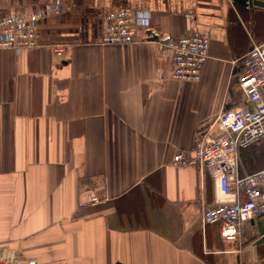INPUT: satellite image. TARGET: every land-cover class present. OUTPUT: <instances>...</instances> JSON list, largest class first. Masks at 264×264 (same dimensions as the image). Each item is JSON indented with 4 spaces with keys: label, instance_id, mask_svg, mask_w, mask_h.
Returning <instances> with one entry per match:
<instances>
[{
    "label": "crops",
    "instance_id": "crops-1",
    "mask_svg": "<svg viewBox=\"0 0 264 264\" xmlns=\"http://www.w3.org/2000/svg\"><path fill=\"white\" fill-rule=\"evenodd\" d=\"M55 5L59 14L37 22L40 46L0 51V258L264 264V215L244 224L238 240L224 239L221 223H203L217 196L213 177L173 164L177 154L193 153L196 135L225 107L242 101L237 78L254 22L241 8L259 7L0 0V19ZM120 9L141 31L208 33L200 81L174 80L172 51L154 42L102 44V16ZM87 194L102 200L84 208Z\"/></svg>",
    "mask_w": 264,
    "mask_h": 264
},
{
    "label": "built area",
    "instance_id": "built-area-1",
    "mask_svg": "<svg viewBox=\"0 0 264 264\" xmlns=\"http://www.w3.org/2000/svg\"><path fill=\"white\" fill-rule=\"evenodd\" d=\"M60 12L59 5H55L43 11H28L1 18L0 51L40 46L38 20ZM102 19V44L154 42L172 51L174 80L181 83L200 81L210 56L208 33L200 34L190 28L189 33L175 38L154 29L141 31L135 16L126 9L109 11ZM56 51H64V48H57ZM237 81L242 101L221 111L204 131L196 135L190 156L181 152L173 159L177 167L197 166L213 177L217 196L215 204L203 211V223H221L222 237L229 241L239 239L244 224L258 215H264V167L243 175L239 161L240 150L264 144V41L253 40L244 55L243 70ZM101 200L98 195L87 194L81 206L87 208ZM0 264L40 263L35 259L1 257ZM241 264L250 263L243 261Z\"/></svg>",
    "mask_w": 264,
    "mask_h": 264
},
{
    "label": "trees",
    "instance_id": "trees-1",
    "mask_svg": "<svg viewBox=\"0 0 264 264\" xmlns=\"http://www.w3.org/2000/svg\"><path fill=\"white\" fill-rule=\"evenodd\" d=\"M241 10V13L244 14L245 21L250 20L251 22H254L251 26L253 40L264 41V37L260 35V32L264 29V10L259 8L251 10L241 8ZM226 108L229 109V107H225V109ZM239 161L240 173L243 175H248L250 172L262 169L264 167V144H255L247 149L240 150Z\"/></svg>",
    "mask_w": 264,
    "mask_h": 264
},
{
    "label": "water",
    "instance_id": "water-1",
    "mask_svg": "<svg viewBox=\"0 0 264 264\" xmlns=\"http://www.w3.org/2000/svg\"><path fill=\"white\" fill-rule=\"evenodd\" d=\"M241 6H247L249 8L259 7L264 9V0H235Z\"/></svg>",
    "mask_w": 264,
    "mask_h": 264
},
{
    "label": "rangeland",
    "instance_id": "rangeland-1",
    "mask_svg": "<svg viewBox=\"0 0 264 264\" xmlns=\"http://www.w3.org/2000/svg\"><path fill=\"white\" fill-rule=\"evenodd\" d=\"M253 43V42H252ZM238 94V93H237Z\"/></svg>",
    "mask_w": 264,
    "mask_h": 264
},
{
    "label": "bare ground",
    "instance_id": "bare-ground-1",
    "mask_svg": "<svg viewBox=\"0 0 264 264\" xmlns=\"http://www.w3.org/2000/svg\"><path fill=\"white\" fill-rule=\"evenodd\" d=\"M4 261V260H3Z\"/></svg>",
    "mask_w": 264,
    "mask_h": 264
}]
</instances>
